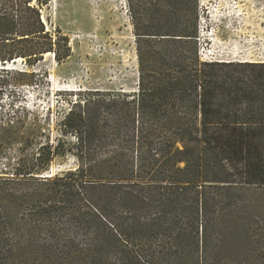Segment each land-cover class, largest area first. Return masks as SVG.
I'll return each mask as SVG.
<instances>
[{
  "label": "trees",
  "instance_id": "obj_1",
  "mask_svg": "<svg viewBox=\"0 0 264 264\" xmlns=\"http://www.w3.org/2000/svg\"><path fill=\"white\" fill-rule=\"evenodd\" d=\"M50 0H0V60L72 54ZM138 89L90 91L0 179V264H264V61H205L201 0H127ZM78 168L42 177L58 154ZM234 240L240 246L233 245Z\"/></svg>",
  "mask_w": 264,
  "mask_h": 264
},
{
  "label": "rangeland",
  "instance_id": "obj_2",
  "mask_svg": "<svg viewBox=\"0 0 264 264\" xmlns=\"http://www.w3.org/2000/svg\"><path fill=\"white\" fill-rule=\"evenodd\" d=\"M46 27L68 35L71 56L64 62L45 55L35 64L25 58L0 60V179L12 181L21 152H34L50 139L63 149L76 139L63 133L72 104L90 91L138 89V58L127 0H50L42 6ZM201 52L205 61H264V0H201ZM78 168L68 150L56 155L42 177ZM250 200L264 222V188ZM240 246V243L231 242Z\"/></svg>",
  "mask_w": 264,
  "mask_h": 264
},
{
  "label": "bare ground",
  "instance_id": "obj_3",
  "mask_svg": "<svg viewBox=\"0 0 264 264\" xmlns=\"http://www.w3.org/2000/svg\"><path fill=\"white\" fill-rule=\"evenodd\" d=\"M53 52H49V53H46V55H52L53 56ZM22 59V57H18V58H16L15 60H13V61H19V60H21Z\"/></svg>",
  "mask_w": 264,
  "mask_h": 264
}]
</instances>
